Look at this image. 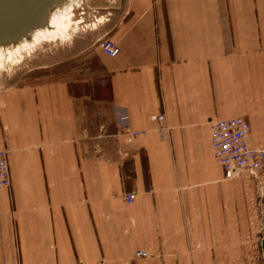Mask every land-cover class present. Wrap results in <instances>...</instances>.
Listing matches in <instances>:
<instances>
[{"label":"crops","instance_id":"crops-1","mask_svg":"<svg viewBox=\"0 0 264 264\" xmlns=\"http://www.w3.org/2000/svg\"><path fill=\"white\" fill-rule=\"evenodd\" d=\"M108 1L120 52L92 49L90 94L67 80L0 94V264H258L264 167L261 186L226 179L210 122L245 118L264 150V0ZM120 114L145 134L128 141Z\"/></svg>","mask_w":264,"mask_h":264},{"label":"rangeland","instance_id":"rangeland-1","mask_svg":"<svg viewBox=\"0 0 264 264\" xmlns=\"http://www.w3.org/2000/svg\"><path fill=\"white\" fill-rule=\"evenodd\" d=\"M108 0H77L66 29L56 28L50 35L28 50L22 48L12 56L4 54L0 59V94L23 85L39 84L51 80L69 81L76 94L88 95L95 89L97 74L89 68V58L93 48L98 47L104 38L103 32L107 19L113 15ZM68 65V73L61 75L60 66ZM78 87L77 89L74 88ZM102 91V90H101ZM101 116L86 118L88 122H104V109ZM99 117V118H98ZM257 185L261 186L262 176L258 173ZM263 185V183H262ZM264 190V185H263ZM260 238L264 234V214L261 218ZM260 250L258 264H264Z\"/></svg>","mask_w":264,"mask_h":264},{"label":"built area","instance_id":"built-area-1","mask_svg":"<svg viewBox=\"0 0 264 264\" xmlns=\"http://www.w3.org/2000/svg\"><path fill=\"white\" fill-rule=\"evenodd\" d=\"M102 53L110 58L119 55L118 46L111 40L105 39L100 44ZM161 125L165 122L164 115L154 117ZM118 131L126 135L128 141L143 136L144 132L130 130L126 122V116L120 114L116 118ZM210 145L214 159L223 169L226 179H233L241 173L249 174L258 181L260 170L264 167V150L254 149L250 145L251 128L243 117H235L226 120H214L210 122ZM11 179L8 170L7 153L0 151V189L8 188ZM135 193L123 195L125 203L134 201ZM147 251H136L134 258L147 259Z\"/></svg>","mask_w":264,"mask_h":264},{"label":"water","instance_id":"water-1","mask_svg":"<svg viewBox=\"0 0 264 264\" xmlns=\"http://www.w3.org/2000/svg\"><path fill=\"white\" fill-rule=\"evenodd\" d=\"M64 0H0V47L16 44L30 30L47 25L49 11ZM264 212V209H263ZM264 261V234L261 239Z\"/></svg>","mask_w":264,"mask_h":264},{"label":"bare ground","instance_id":"bare-ground-1","mask_svg":"<svg viewBox=\"0 0 264 264\" xmlns=\"http://www.w3.org/2000/svg\"><path fill=\"white\" fill-rule=\"evenodd\" d=\"M77 4V0H64L62 4L54 6L48 14L47 25L43 28L30 30L27 37H22L16 44H9L0 47V59L4 54L12 56V53H17L21 48L28 50L38 42L42 41L46 35H50L56 28L66 29L67 25L64 22L72 16V11Z\"/></svg>","mask_w":264,"mask_h":264}]
</instances>
